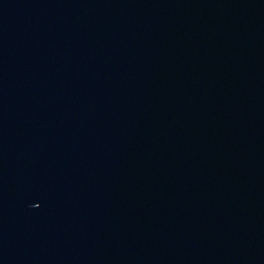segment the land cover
Here are the masks:
<instances>
[{"label":"water","instance_id":"95a60500","mask_svg":"<svg viewBox=\"0 0 264 264\" xmlns=\"http://www.w3.org/2000/svg\"><path fill=\"white\" fill-rule=\"evenodd\" d=\"M0 264H264V0H0Z\"/></svg>","mask_w":264,"mask_h":264}]
</instances>
